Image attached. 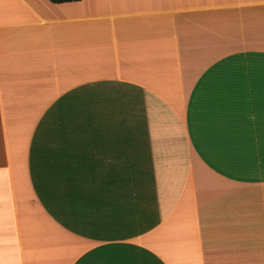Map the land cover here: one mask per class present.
<instances>
[{
    "label": "crops",
    "instance_id": "0c3cea01",
    "mask_svg": "<svg viewBox=\"0 0 264 264\" xmlns=\"http://www.w3.org/2000/svg\"><path fill=\"white\" fill-rule=\"evenodd\" d=\"M0 264H264V0H0Z\"/></svg>",
    "mask_w": 264,
    "mask_h": 264
},
{
    "label": "trees",
    "instance_id": "16d2710c",
    "mask_svg": "<svg viewBox=\"0 0 264 264\" xmlns=\"http://www.w3.org/2000/svg\"><path fill=\"white\" fill-rule=\"evenodd\" d=\"M53 4H63V3H70V2H78L80 0H48Z\"/></svg>",
    "mask_w": 264,
    "mask_h": 264
}]
</instances>
